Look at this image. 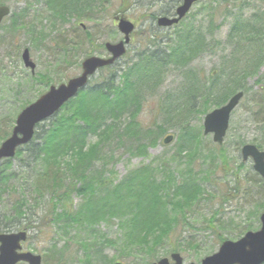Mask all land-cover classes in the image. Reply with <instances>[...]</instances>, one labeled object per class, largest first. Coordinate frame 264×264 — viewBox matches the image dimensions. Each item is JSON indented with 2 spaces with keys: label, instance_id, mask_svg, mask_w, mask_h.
<instances>
[{
  "label": "trees",
  "instance_id": "obj_1",
  "mask_svg": "<svg viewBox=\"0 0 264 264\" xmlns=\"http://www.w3.org/2000/svg\"><path fill=\"white\" fill-rule=\"evenodd\" d=\"M36 1L43 3L52 14L50 20L54 29L57 22L64 24L70 16L78 21L83 18L90 19L92 15L90 12L95 10L90 5L80 9L82 7L79 4L80 0ZM178 2L173 3L162 16L173 15ZM2 4L4 3L0 5ZM220 4L218 3L219 6ZM32 8L24 9L21 13L17 10L12 11L5 21L11 23L8 27L11 34L18 32L22 27L26 29L24 21L32 15ZM190 15L191 13L188 17ZM151 16L152 21L157 19L156 16ZM188 17L172 28L162 29L157 25L160 30L174 29V36L168 34L162 39L151 36L147 39L146 50L127 63L124 69H119L117 64L127 57L128 52L114 65L99 70L97 74L101 75L98 81H94L96 74L86 89L66 104L58 115L40 123L34 139L21 147L14 159L0 163V202L5 195L15 196L12 202V215L0 214V233L26 229L47 232L55 237L72 234L70 232L73 231L85 235L79 240V252L71 255H68L70 246L67 242L65 247L60 249L56 244L58 240L50 241L44 256L53 258L54 264H108L112 261L108 260L105 252L111 249L119 253L114 262L130 261L134 256L147 258V264H152L161 257L160 248L163 246L170 247L169 250L173 253L180 250V245L185 240L184 237L182 239L183 233L180 232L175 244L170 243L172 237L180 228L193 227L191 220L195 218L197 211L194 209L199 207L204 197L208 195L205 194L207 187L211 184V178L217 176V171L229 172L230 160L221 149L223 146L219 147L216 155L207 152L202 159L204 161L202 168L206 166L209 168L205 170V179L200 181L198 177L202 176V173L194 160L200 155L204 156L201 151L202 135L192 133L193 129H189L188 121L183 123L180 129L182 142L177 151L179 160L183 157L189 160L184 177L169 173L164 167L158 173L159 171L151 166L131 171L114 184L109 183L110 180L103 177L100 171L102 168L106 170L104 164L107 162V156L101 155L103 143L114 136L135 140L138 143L137 151H143L155 144L154 138H147L148 134L155 132V137L161 138L167 132L166 127H169L174 119L192 117L198 112L207 114L211 107L224 105L240 91L245 94L244 99L250 94L251 90L246 80L256 77L257 71L264 64L262 47L264 21L255 18L248 23L237 19L232 25L228 40L235 44L236 55L240 45H243L241 48L244 52L243 59L230 60L232 57L230 55L223 61L221 67H215L206 78L203 71L193 69L192 65L206 52L207 36L201 26L199 28L194 25L186 26ZM209 18L214 20L211 14ZM181 25L184 29L179 28ZM1 29V32L6 29L4 24ZM83 31L79 39L85 37V42L91 49L85 47L82 51V46L86 45L84 41H70L62 39L61 36L56 42L58 55L62 56L63 62L68 66L78 63L76 55L79 53L84 55V60L96 52L106 51L104 44L96 45L94 36L86 29ZM208 33L210 34V31ZM246 33H249V38ZM74 54L75 58L77 57L75 64L72 61ZM77 66L81 67L80 63ZM169 72L180 75L182 82L173 92H166L159 99L163 122L146 128L137 121L146 101L145 89L149 87L158 89L162 79ZM50 79L45 76L41 77L40 81L49 87L53 84ZM263 81L264 78H261L258 83ZM254 95L260 97L251 101L254 107L251 111L255 116L264 114V90ZM27 106H22L18 113ZM258 122L264 126V120ZM9 134H1V140H6ZM244 143L243 140L239 141L238 150ZM256 146L263 149L261 148L263 142ZM15 160L24 162L20 166L22 171L20 177L25 182L20 185L21 191L17 185L19 175L12 170V163ZM101 161L102 168L100 163L96 167V163ZM218 163L221 168L217 166ZM157 173L164 174L162 180H159ZM237 175V172L234 173V176ZM254 176L257 180L246 179L247 183L254 188L264 187V179L255 171ZM28 185L33 192V199L27 191ZM239 189L240 183H236L235 190ZM226 197L227 195L223 203L229 204L233 199ZM43 199H46L45 203L40 204L38 201ZM74 199H78L79 202H75ZM33 200L36 205L32 208L30 204ZM40 206L48 208L40 210ZM211 216L205 223L219 247L222 242L228 240L221 233L214 232V224L218 223L217 218L223 215L218 210ZM261 216L262 214L258 216L259 224ZM110 225L117 227L115 235L111 237L102 229L103 226L110 229ZM201 230L200 233L203 232ZM252 230H257L253 224L246 225L237 235L240 239ZM196 235L192 233L189 236L193 238L197 237ZM193 241L198 240L193 238ZM76 256L78 261H75ZM45 262L47 263V259Z\"/></svg>",
  "mask_w": 264,
  "mask_h": 264
},
{
  "label": "rangeland",
  "instance_id": "obj_2",
  "mask_svg": "<svg viewBox=\"0 0 264 264\" xmlns=\"http://www.w3.org/2000/svg\"><path fill=\"white\" fill-rule=\"evenodd\" d=\"M0 4L4 3L11 7L12 11L17 10L21 13L24 9L32 8V15L26 18V29L21 28L18 32L10 33L8 27L10 21L4 22V29L0 32V136L1 134L8 135L11 133L15 120L18 116V111L22 106L28 105V103L35 101L41 93L43 94L48 87L40 81L41 77H50L53 84L59 85L60 83H67L71 78L81 75L82 69L77 65H81L84 55L74 54L72 61L76 63L75 55L78 56L75 65L68 66L63 62L62 56L58 55L56 48V42L61 36L62 39L84 41L85 37L79 39L83 30H87L88 33L94 36V42L96 45H102L106 42L111 44L119 42L123 39L122 34L119 33L117 24L113 18L117 15H124L131 23H135L137 28L134 32L133 40L127 57L117 64V67L124 69L123 67L137 57L141 52L147 48V39L151 36L159 37L160 39L169 36L173 37L175 30L169 29L167 31L160 30L157 27V23L152 21V16H162L169 10L173 3L181 0H80L79 4L82 5L80 9L85 8L87 5L94 7V11L90 12L91 18H83L76 20L75 17L70 16L68 21L56 24L54 29L51 25L50 17H53L50 11L47 10L43 3H36V0H0ZM218 3H221L220 6ZM213 9V10H212ZM210 14L214 20L209 18ZM261 19L264 21V0H203L196 5L190 17L185 22V25H194L195 27H203L204 33L206 34L207 50L206 52L196 61H194L192 68L197 71H203L206 78L211 75L215 67H221L223 61L230 55V60L236 58L241 61L243 59L244 52L241 50L243 45H240L239 52L236 55L235 44L229 42L228 36L231 32L232 25L237 19L244 20L248 23L252 22L253 19ZM85 26V28L83 27ZM179 28L184 29V26ZM206 31V32H205ZM210 31V34L208 33ZM40 33H42L40 35ZM249 38V33H246ZM42 36V37H41ZM41 37V38H40ZM156 39V38H155ZM244 40V39H243ZM264 45V37L262 38ZM86 43V42H85ZM90 45L82 46L83 48ZM263 50H264V46ZM28 48L31 51L32 60L37 64L36 74L27 68H25L21 56L25 49ZM78 53V52H77ZM95 55L99 57H107L106 51L96 52ZM235 56V57H234ZM264 57V53H263ZM256 77H251L246 80L248 87L251 90L250 94L242 101L240 107L232 115L230 122V129L226 136V141L221 149L224 151L229 163V172L217 171V176L211 178V184L208 185L207 196L204 197V201L200 203V206L195 208V218L191 220L193 227L180 228L178 233L172 237L170 243L175 244L176 239L180 232L183 233L185 238L184 243L180 245V250L177 252L181 255L184 260V264H200L204 258L210 257L218 252L212 232L208 229L207 222L212 216L213 212L221 211L223 216L217 218V222L214 224V232L221 233L227 237L229 241H237L239 237L237 234L243 231L246 225H254L255 229L260 228L258 222V216L264 212V187L254 188L251 187L246 179L257 180L254 176L253 164L251 161L245 163L241 157V146L238 150V143L243 140L244 145L254 144L259 145L263 142L264 150V126L260 125L258 121L264 120V114H258L251 111V101L256 100L259 95L255 96V93H261L264 90V81L258 83L261 78H264V64L257 71ZM255 73V72H253ZM97 74L94 81H98L99 76ZM56 81V82H54ZM182 80L180 75L169 72L162 79L158 89L149 87L145 89V103L137 117V121L148 128L149 126L160 125L162 120V109H160L159 99L166 92H173ZM153 89V90H152ZM263 94V93H262ZM261 95V94H260ZM217 106L211 107L209 112H212ZM251 111V112H249ZM204 112L195 113L192 117H183L182 119H174L166 127V133L161 138L155 137V132L148 134V139L154 138L155 144L150 145L143 151H137V142L130 138H118L114 136L108 142L103 143L102 146V157L107 156V162L104 164L106 170L102 168L103 161L100 163L103 170L100 174L103 175L109 183L117 184L131 171L139 170L142 167H151L154 170L159 171L162 167L167 169V172L174 173L176 176H185L188 170L186 158L178 159L177 154L181 146L180 134L183 123L190 122L189 129H193L192 133L202 135V148L204 156L197 157L194 161L199 166L198 169L202 173L199 176L200 181L205 179V170L209 167L202 168V159L205 157L207 152L214 153L215 155L219 152V145L214 143L212 135H204L203 123H204ZM121 122V120H120ZM122 122L125 121L122 119ZM172 143L165 145V139L172 137ZM2 142L0 138V143ZM238 146V148H237ZM24 164L21 160H15L12 163V170L17 172L19 177L17 178V185L25 184L20 177L22 171L20 166ZM208 164L209 161H208ZM217 166L221 168L218 163ZM100 168V167H99ZM238 173L234 176V173ZM159 180L163 179L164 174H158ZM183 176V177H184ZM180 177H178L180 179ZM186 178V177H185ZM184 178V179H185ZM255 178V179H254ZM236 183H240V189L235 190ZM264 186V184H263ZM28 193L34 198L33 192L30 190V186H27ZM251 187L250 189H247ZM256 187V186H255ZM21 191V190H20ZM227 195V199H233L229 204H224L223 200ZM15 196L5 195L1 204V213L11 216L13 213V203ZM46 199H43L40 204L45 203ZM75 202H79L78 199H74ZM36 205V202L31 201L30 207ZM223 205V206H222ZM40 210L47 209L48 207L41 208ZM213 211V212H212ZM111 228L103 226L102 229L111 236H114L117 227L110 225ZM201 229H205L203 231ZM185 230L186 232H184ZM192 230V231H190ZM194 230V231H193ZM199 230L203 231L202 233ZM72 234L59 235L56 237L47 232H39L37 230L29 231L30 238L26 243L25 249L34 255H40L43 258V264H54L53 258H45L44 253L47 247H49L50 241L58 240L56 243L58 248L62 249L65 247V243L70 246L68 255L72 253H78L80 250L79 240L84 238V234L76 232H70ZM192 233H196L198 241H193V238L189 236ZM195 236V235H194ZM183 241V240H182ZM59 249V250H60ZM170 247L167 245L160 248L161 257L170 258L173 252H170ZM108 260L112 261L108 264H112L117 259L119 253L113 249L105 252ZM79 255H81L79 253ZM130 261H122L124 264H147V258H136L132 257ZM47 259V263L45 262ZM75 257V261L77 260ZM157 259V260H159ZM79 264V263H76ZM102 264V263H101Z\"/></svg>",
  "mask_w": 264,
  "mask_h": 264
},
{
  "label": "water",
  "instance_id": "obj_3",
  "mask_svg": "<svg viewBox=\"0 0 264 264\" xmlns=\"http://www.w3.org/2000/svg\"><path fill=\"white\" fill-rule=\"evenodd\" d=\"M198 1L184 0L183 4L177 7L175 17H160L157 20L158 25L163 28L177 25L188 15L193 5ZM10 14L11 9L9 7L0 6V27ZM116 20L119 32L124 34V40L115 44H105L110 58L92 56L85 59L82 62L80 76L71 78L68 83L60 84V86H51L47 93L24 109L18 116L16 127L11 136L0 146V161L13 158L20 146L30 143L34 138L33 135L38 124L56 115L65 104L77 97L86 88L94 74L124 57L136 26L124 16L116 18ZM23 61L26 68L28 67L35 72L36 65L31 60L30 51L27 49L23 55ZM243 97V93H236L224 107L215 109L214 112L206 115L203 125L205 135L212 134L214 142L222 145L229 129L230 116L239 106L238 104ZM172 140L173 136L164 141L168 145L172 143ZM242 149L243 159L247 161L251 158L254 162V170L264 177V152L253 145L244 146ZM260 224V230L248 232L238 241L223 242L219 251L204 258L201 264H264V214H262ZM27 238L26 231L0 235V264H42V257L39 255H33L29 252L19 253L22 250L21 244ZM171 259L174 264H183L179 253L173 254ZM155 264L171 263L166 258Z\"/></svg>",
  "mask_w": 264,
  "mask_h": 264
},
{
  "label": "flooded vegetation",
  "instance_id": "obj_4",
  "mask_svg": "<svg viewBox=\"0 0 264 264\" xmlns=\"http://www.w3.org/2000/svg\"><path fill=\"white\" fill-rule=\"evenodd\" d=\"M5 161H9V160H3V161H0V163H3V162H5ZM21 231H23V230H17V229H15V230H12L11 232H6V233H12V232H16V233H18V232H21ZM1 233H5V232H1ZM0 233V234H1ZM24 245H26V242L23 244V245H21L22 246V250L19 252V253H21V254H23L24 252H29V251H27L26 249H25V246ZM26 264V263H25Z\"/></svg>",
  "mask_w": 264,
  "mask_h": 264
}]
</instances>
